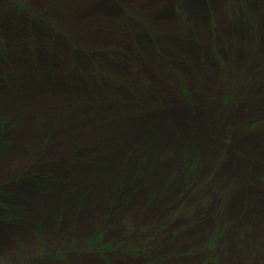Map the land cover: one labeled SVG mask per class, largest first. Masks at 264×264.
I'll list each match as a JSON object with an SVG mask.
<instances>
[{
    "label": "rangeland",
    "instance_id": "374dc122",
    "mask_svg": "<svg viewBox=\"0 0 264 264\" xmlns=\"http://www.w3.org/2000/svg\"><path fill=\"white\" fill-rule=\"evenodd\" d=\"M0 264H264V0H0Z\"/></svg>",
    "mask_w": 264,
    "mask_h": 264
},
{
    "label": "bare ground",
    "instance_id": "6f19581e",
    "mask_svg": "<svg viewBox=\"0 0 264 264\" xmlns=\"http://www.w3.org/2000/svg\"><path fill=\"white\" fill-rule=\"evenodd\" d=\"M82 14V13H81ZM84 16V14L83 15H81L80 17L82 18ZM10 18V17H9ZM21 30H23V29H20V30H18V33H13L12 35H14V36H16V35H19L21 32ZM23 32V31H22ZM7 248H10V245L8 244L7 245ZM84 260H86V259H84ZM86 261H88V260H86Z\"/></svg>",
    "mask_w": 264,
    "mask_h": 264
}]
</instances>
